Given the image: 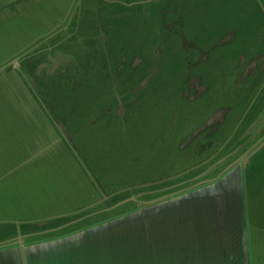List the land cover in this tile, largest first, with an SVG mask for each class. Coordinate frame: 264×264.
I'll return each mask as SVG.
<instances>
[{
	"label": "rangeland",
	"instance_id": "1",
	"mask_svg": "<svg viewBox=\"0 0 264 264\" xmlns=\"http://www.w3.org/2000/svg\"><path fill=\"white\" fill-rule=\"evenodd\" d=\"M195 49L206 59L186 74L180 50ZM255 57L264 0H0V246L221 177L264 141L251 131L264 71L244 76ZM244 185L249 238L263 240L251 264H264V145Z\"/></svg>",
	"mask_w": 264,
	"mask_h": 264
},
{
	"label": "trees",
	"instance_id": "2",
	"mask_svg": "<svg viewBox=\"0 0 264 264\" xmlns=\"http://www.w3.org/2000/svg\"><path fill=\"white\" fill-rule=\"evenodd\" d=\"M189 50H180L186 74L187 61L195 63L202 55L197 49ZM114 100L117 102L116 98ZM158 216L166 217L158 224L151 222ZM201 217V211L185 205L182 210L173 209L149 217L145 223L135 221L122 225L103 233L101 238L84 240L79 249L72 250V262L74 258L81 264H241L239 207L228 225L226 222L225 246H222L217 223L209 224ZM261 241L260 237L250 238L254 258L257 248L262 251Z\"/></svg>",
	"mask_w": 264,
	"mask_h": 264
},
{
	"label": "water",
	"instance_id": "3",
	"mask_svg": "<svg viewBox=\"0 0 264 264\" xmlns=\"http://www.w3.org/2000/svg\"><path fill=\"white\" fill-rule=\"evenodd\" d=\"M223 40L225 41L226 38ZM246 74L247 71H245L244 76H246ZM225 112H227V110L221 111L217 114H220L221 115L220 118H222ZM215 118L213 119L212 123H214ZM212 123L208 122L206 126L211 125ZM262 128H264V125L260 129ZM197 133L192 135V137H194ZM247 141L248 140H245L244 144H246ZM263 145H264V141L261 142L248 155H246L240 162L231 164L227 169V171L221 177H218L212 182L204 184L201 187L179 193L175 196H171L162 199L160 201H156L154 203H149L144 206H139L134 210L129 211L120 216L105 220L101 223H98L96 225L84 229H80L79 231L73 233H68L67 235L55 237L53 239H48L45 241H40L31 244H25L24 239L15 240L10 244L0 246V255H1L0 257H2V255H6V256L11 255L12 260L10 261H14L16 264H32V261L35 256L44 257L51 253H60V252L64 254V252L66 253L70 247L78 243H82L84 242V240L89 238H93V237L101 238L103 233L118 228L122 225L129 224L135 221H142L143 223H145L147 218L159 215L165 212L166 210L181 208L183 205H189L192 202L205 201V200H213L215 202L219 235L222 246H225V238H226L225 206L227 199L230 198L232 195H235L237 196L238 199V207L240 213L241 264H251L250 241H249L250 238L248 232V223H247L246 206H245V185H244L245 172L250 158ZM228 159H229L228 156L225 155L220 158V161L223 160L222 163H225ZM222 163L219 164L218 162L219 165H221ZM212 166H213L212 170H214L215 167H217L218 165L216 166L215 163ZM208 171L199 175L198 177H196V179L203 176Z\"/></svg>",
	"mask_w": 264,
	"mask_h": 264
},
{
	"label": "flooded vegetation",
	"instance_id": "4",
	"mask_svg": "<svg viewBox=\"0 0 264 264\" xmlns=\"http://www.w3.org/2000/svg\"><path fill=\"white\" fill-rule=\"evenodd\" d=\"M197 50L202 54V52L200 51V49H197ZM202 57L205 58V56H203V54H202L201 57L196 62H198V63L203 62L206 58L205 59H202ZM258 59H259L258 57H255L254 59L250 60L247 63L248 65L246 64L245 71H247V74H246L245 77H247V75L250 76L249 74H252V73H253V75H255L256 74L255 71H259L260 68H261V71L262 72L264 71V63L261 62V65L258 66ZM262 59L264 60V57H262ZM240 76H241V74H239V77ZM197 87H198V89H201V88H199V86H197ZM202 90H203V88H202ZM225 140L226 139H224V141ZM184 207H185V205H183L181 208H177V209L178 210H182V208H184ZM188 207L191 208L192 210L201 211V213H202L201 219H203L204 221L208 222L209 224H213L215 222L214 224L216 225V223H217V225H218V219H217V214H216V207H215V202L213 200H205V201L192 202L191 204L188 205ZM237 208H238V199H237V196L232 195L230 198L227 199L226 206H225V214H226L225 219H226L227 225H228V222H230L233 219L232 216L233 215L235 216V213H236ZM185 209L186 210H189L188 208H185ZM132 210H134V209H132ZM172 210L173 209H169V210H166V211H172ZM163 217H166V216H158V217H155V218H153V220H151V222H155L156 221V223L158 224V223L161 222L160 219L163 218ZM54 254L55 253H51L50 254V257H55ZM11 257H12L11 255H7V256L6 255H2V257H0V264H8L6 262L8 260L9 261L12 260ZM14 263H15L14 261H10V264H14Z\"/></svg>",
	"mask_w": 264,
	"mask_h": 264
},
{
	"label": "crops",
	"instance_id": "5",
	"mask_svg": "<svg viewBox=\"0 0 264 264\" xmlns=\"http://www.w3.org/2000/svg\"><path fill=\"white\" fill-rule=\"evenodd\" d=\"M263 111H264V110H263ZM263 111H262V112H263ZM262 112H261V113H262ZM251 126H252V125H251ZM261 127H262V126H261ZM249 131H250L249 129L246 130V131L244 132V135H246ZM242 133H243V132H242ZM226 142H227V139L223 142V144H226ZM159 191H160V190L145 191V192H143V193H140L138 196H134V200H137V205H136L135 208H137V207H139V206L147 205V204H149V203H154L155 201H157V199L154 200L153 198L148 199V200H142V199L145 198L144 196H151V197H152V194H155L156 192H159ZM141 200H142V201H141ZM135 208H134V209H135ZM0 221H2V220H0ZM102 221H105V220H102ZM102 221H100V222H102ZM4 222H6V220H3L2 222H0V224H2V223H4ZM100 222H99V223H100ZM83 223H85V221H84ZM95 223H97V222H95ZM95 223H92V224H87V223H86L85 225L82 226L81 229H84V228H87V227L93 226ZM6 224H7V223H6ZM58 227H59V226H56V227H53L52 229H56V228H58ZM72 229H74V228H70L69 230H71V231L68 232V233H73V232H76V231H79V230H80V228H79V229H76V230H72ZM42 231L46 232V231H50V229H45V230H42ZM68 233H66V234H62V235H60V236L67 235ZM25 234H28V233H25ZM60 236L52 235V236H49L48 239H53V238H55V237H60ZM19 239H24V240H25V244H31V243H36V242H40V241L48 240V239H46V237H45V239H43V238H39V240H36V239L28 240V239H26V236L23 235V234H19L14 240H19ZM26 241H28L29 243H26ZM32 241H33V242H32ZM80 245H81V244L78 243V244H76V245L70 247V248L67 250L66 253L64 252V255L68 256L69 260L71 261L70 264H81L79 261H78V263H76L74 258H73V262H72V258H71L72 250L79 249V247H81ZM54 255H60V253H55ZM49 262H50V254L47 255V256H44V257H41V256H35L34 259H33V261H32V264H49ZM58 263H59V262H58ZM52 264H55V261H54Z\"/></svg>",
	"mask_w": 264,
	"mask_h": 264
},
{
	"label": "bare ground",
	"instance_id": "6",
	"mask_svg": "<svg viewBox=\"0 0 264 264\" xmlns=\"http://www.w3.org/2000/svg\"><path fill=\"white\" fill-rule=\"evenodd\" d=\"M228 38H230V35L226 38V40H228ZM217 119V117L215 118V120ZM264 125V111L263 113L259 116V118L256 120V122L252 125L251 127V131L254 133H257L261 126Z\"/></svg>",
	"mask_w": 264,
	"mask_h": 264
}]
</instances>
